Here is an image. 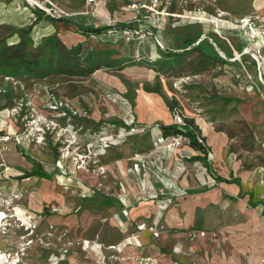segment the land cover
<instances>
[{
    "label": "rangeland",
    "instance_id": "rangeland-1",
    "mask_svg": "<svg viewBox=\"0 0 264 264\" xmlns=\"http://www.w3.org/2000/svg\"><path fill=\"white\" fill-rule=\"evenodd\" d=\"M260 4L256 5L255 0H0V40L18 39L13 32L35 19V8L53 16L60 13L59 8L84 10L105 23L128 24L134 35L125 40L109 31L81 38L70 25L42 19L32 29L40 27L39 37L31 31L33 46L44 36L57 34L68 45L82 44L84 52L107 44L113 55L146 56L153 61L161 56L159 48L174 50L185 38L206 32L200 39L209 35L226 62L204 65L191 51L179 65L181 76L173 75L174 71L158 75L162 91L212 125L225 123L236 133L230 138V146L237 148L242 168L248 175L258 176L255 170L264 168V132H256L261 121L244 119L240 110L232 109L235 101L225 102L220 97L247 100L259 95L252 82L256 80L257 61L249 52L240 56L234 53L232 46L236 47L240 38L238 30L232 28L245 15L263 18L264 1L261 9ZM259 24L264 29V18ZM114 29L120 33L130 31ZM252 29L258 30L254 25ZM127 68L125 73L102 69L103 79L96 75H50L41 79L0 76V136L10 124L16 132L25 130L30 136L24 143H17L13 137L7 144L0 141V251L15 264H225L230 256L249 264V258L259 254L257 264H264V231L259 230L264 227L261 205L253 207L245 199L232 201L216 189L206 202H199L200 196H188L189 188L216 183L207 177L205 168L194 162V166L180 171L184 161L175 154L180 147L175 152L167 149L164 166L154 164L160 152L153 151L148 163H143L145 151L130 150L129 143L139 141L148 128L139 126L127 97L122 98L119 88L105 76L121 79L134 98L138 82L146 85L149 78L155 82L158 71L146 65ZM20 103L23 105L17 119L6 114ZM3 106L7 108L3 110ZM181 106L188 116L189 110ZM97 140L102 141L99 144ZM251 143L253 150L243 149ZM14 152L18 158H26L28 169L34 162L41 163L53 179L18 178L25 170L12 175L7 164L19 161ZM136 164L140 166L135 170ZM184 177L194 178L193 183L180 182ZM204 177L207 183L202 184ZM155 181L164 183L171 198L154 197L158 188ZM260 182L258 177L252 182L255 199H264V184ZM94 190L126 195L118 198L120 204L101 207L100 194L88 196ZM141 203L143 208L139 210ZM15 206L27 211L29 225L14 214ZM173 210L176 220L170 222L167 217ZM123 214L127 217L122 218ZM142 225L145 228L140 230ZM127 237L134 239L128 243ZM157 238L161 241L150 242L157 249L155 254L148 249L132 254L127 251ZM0 264L9 262L4 258Z\"/></svg>",
    "mask_w": 264,
    "mask_h": 264
},
{
    "label": "trees",
    "instance_id": "trees-1",
    "mask_svg": "<svg viewBox=\"0 0 264 264\" xmlns=\"http://www.w3.org/2000/svg\"><path fill=\"white\" fill-rule=\"evenodd\" d=\"M59 9L60 13L57 16H53L51 13H46L40 8H35L33 10L35 13V19L28 26L20 27L13 32L19 37L17 41L8 42L6 39L0 40V76L3 77V79H17L22 77L41 79L50 75L85 77L91 76L98 69L120 71L128 65L150 66L161 74H167L168 72L174 71L173 75L179 77L181 76V72L178 70L179 65L183 63V57L188 55L191 51L198 55L199 62L201 61L204 65L209 64L214 66L217 63L226 62L209 35L200 39L202 34H206V32L202 31L197 32L194 36L185 38L180 46L174 48V50L169 47L159 48V54L161 56L153 61L146 56L136 57L131 54L114 57L112 51L107 48H91L84 52L82 44L68 45L67 42L57 34L44 36L37 46H33L34 39L31 35V31L33 26L42 19L70 25L74 32L85 37H90L92 35L100 36L106 32L116 30L114 28L130 29L134 34L133 28L131 29L128 24L122 22L116 24L105 23L98 19L93 13L84 10L68 11L63 8ZM196 41L198 42L196 43ZM230 53L231 52H227L229 56ZM254 74H256V70ZM144 89L147 91H155V89L147 85H144ZM156 91L163 96L166 105L169 107L172 114L175 112L176 108L182 110V106L177 98L173 97L169 99L164 93L159 90ZM128 93H126V97L129 100L128 107L132 110L134 115L133 97H130ZM220 98L225 102L235 101V106H233L232 109L238 111L237 105L242 101L240 98L229 96ZM6 108V106H3V110ZM185 122L186 124L184 126L162 124L160 127L163 136L161 143L166 144L171 136L177 133H183L189 139L188 145L199 151L198 154H194L191 157L192 160L201 161L206 170L215 178L230 182L234 181V178L226 179L215 173L213 168V155L207 146L204 137L201 135L199 127L195 124L193 118L186 115ZM215 129L218 131H225L229 138L233 139V137L236 136V133L230 130L225 123L217 124ZM250 135H253L252 132H250ZM198 136H200L202 141H199ZM101 141L102 140H97L99 144ZM253 148L252 143L243 146V149L248 151L253 150ZM230 149L231 151L238 152L235 146L233 147L231 145ZM237 156L240 158L239 154H237ZM31 176L48 180L53 179V174L46 172L39 162H34L33 168L25 170V172L21 176H18V178H27ZM96 194L102 196V198L98 200L101 207H112L120 204V200L117 197L104 194V192L100 190H94L93 193L88 194V196L91 197ZM162 196L164 195H161L160 197Z\"/></svg>",
    "mask_w": 264,
    "mask_h": 264
},
{
    "label": "crops",
    "instance_id": "crops-1",
    "mask_svg": "<svg viewBox=\"0 0 264 264\" xmlns=\"http://www.w3.org/2000/svg\"><path fill=\"white\" fill-rule=\"evenodd\" d=\"M263 1L264 0H255V4L258 5L259 3H261L260 7L262 8ZM257 7H259V6H257ZM191 17H193V16H191ZM263 18H261V19H263ZM229 27L232 28L233 25L231 24V26H229ZM262 27H263V25H262ZM260 33L261 32L259 31V35H261ZM237 35H238V33H237ZM79 36L81 38L85 37L81 34H79ZM18 39H19V37H18ZM18 39H16L15 41H17ZM254 43L255 42H252L251 45H248V46L255 48ZM107 46H108L107 44H105V45L102 44V45L96 46L97 48H95V49H103V48H106ZM245 46H246V42H244V40L240 39L239 42L237 43L236 47L232 46V49H233L234 53L235 52L238 53V52H241L242 49L245 48ZM262 51L264 52V49H262ZM158 53H159V50H158ZM113 56L114 57H120V56H127V55H123V54L122 55H120V54L115 55L114 54ZM128 66H125L120 71L125 73V71L128 69L127 68ZM101 71H102V69H98L94 72L95 74L93 73L91 76L96 75L97 77H102ZM245 71H246V69H245ZM158 75H160L159 72H157V75L154 76L155 82H153V79H150V78H149L150 82H145V84L147 86L155 89V91L145 90L144 85H143L144 83H140V82H138L139 85H137L135 88L136 94L134 95V98H133L134 116H135V114L137 115V120H138L137 123L139 124V126H147L148 129H147L146 133H144V135L140 138L139 141H137V142L131 141L129 143V147H130V150H132V151H141V152L145 151L144 154L142 155V159H143L142 162L143 163L144 162L148 163L147 159L150 158V155L152 154L153 151H157L158 153L159 152L162 153V155H160V157L156 161L154 160V164H155V166H164L165 164H167L166 163L167 157H165L166 156L165 154H167L166 151H168L167 150L168 148L166 147L165 143L164 144L161 143L163 136H162V130L160 127L162 124H166V125L172 124L171 123L172 113H171L169 107L166 105V102H165L163 96L160 93H158V91H156V90H159L160 92L164 93L162 91V87H161L162 82H160V77ZM132 77L134 78V76H132ZM136 77H138V76H136ZM254 77H255V74H254ZM116 78L118 79V82L114 78L111 79L108 77L109 83H112L114 86L119 88V90L121 91V94H120L121 97L125 98L126 93L129 92L127 84L124 83L118 77H116ZM102 79H103V77H102ZM253 86H254L253 87L254 90L256 92H258L259 95L252 97V98L251 97L247 98V100L240 98L242 101H240L238 103L239 105H237V108H238V111L239 110L241 111L240 116L244 117L248 121H251L254 123H258L259 121L262 122V123L260 122V125H257V127H256V130H258L256 132L259 135H261L264 132V123H263V121H264V85H261V87L260 86L257 87V85H255L253 83ZM139 90H144L146 92H149L151 95H153L154 100L156 102L162 103V105L166 108V110L168 112L166 110H164V108H160V109H162V111H161L157 107L154 108L152 106H150V107L147 106L144 113H143V111H144V109H143V111L142 110L139 111V114H138V110L136 108V105H137L136 101H137V96H138ZM122 95H124V96H122ZM129 96L131 97V95H129ZM229 97H232V96H229ZM235 98H239V97H235ZM181 105H183V108L187 112L189 110L188 117L193 118L195 124L199 127L201 135L204 137L205 142H206L207 146L209 147V149L213 155V168L215 170V173H217L219 176L226 178V179H231V178L235 179L234 181H231V182L226 181V180H220L218 178H215L213 175H211L206 170L207 171V173H206L207 177L211 178L215 181V183H216L215 186L208 185V186H202V187H198V188H189L188 190H186L187 195L190 197H199L200 196L199 202H206L209 200L208 196L210 195L211 191L213 189H216L218 192H220L221 194L224 195V198H228L232 201H236L238 199H245L246 202L253 207H258L261 205L262 206L261 212L264 213V199L263 198L255 199V188H253V186H252V182H253V179L255 177L259 178V181H261L260 182L261 185L264 184V168L261 167V168H258L255 170V175H258V176H254L253 174L248 175L247 172L245 171L246 168L245 169L242 168V165H241L242 161L240 160V158H238L237 154L234 151H231V149H230V138L227 135V133L225 131L216 130L214 125L207 122L204 118H201V117L199 118V116L197 115V112L194 109H192V110L188 109L182 102H181ZM153 108H154V110L156 108L157 109L153 112L152 111ZM186 116H187V114H186ZM181 149H182V152H180ZM15 151H17V149H15ZM198 153H199V151H197L194 148H192L191 146H189L188 143L183 144L182 147H180L175 153L176 157L178 156L179 159L181 158L182 161H184L183 165L180 166V168H178V169H180V171H181L182 168L185 170V168H187V166H194V164L192 162H194L196 165H201V167L205 168L201 161L192 160V158H191L194 154H198ZM16 154L17 153L14 154V158H16V160L17 159L19 160L17 162V164L16 163L10 164V165H8L9 163L7 164V167H8L7 170L10 171V173H12V175H18L19 173H21L24 170H30V169H28L29 166H27L30 163L26 160V158L21 155L22 157L20 159V158H18V154L17 155ZM147 155H149V156H147ZM109 161H111V160H109ZM172 161H173V159H172ZM125 163L126 162H124L122 164H125ZM132 175H134V174H132ZM31 177H36V176H31ZM174 177H178V175L177 176L174 175ZM28 178H30V177H28ZM204 178H205V181L202 184L207 183L206 177H204ZM193 179L194 178L184 177L180 182L186 181L187 183H189V182L193 183ZM199 179H200V177H199ZM154 186L163 187L164 183L155 181ZM169 194L164 195L160 198L161 199L171 198V196ZM196 201H197V199H196ZM141 207L143 208L142 203L139 204L138 209L142 210ZM174 213H175V210H173L172 213H170V215H168V217H167L168 221L174 222V220H176V215ZM198 221H200V220H198ZM260 229H262V231H264V227L261 226L259 228V230ZM133 239H134L133 237H127L126 241L128 243H130ZM152 241L153 242H159L160 240H159V238H157L155 240L152 239L147 244L138 245V247L137 246L136 247H133V246L129 247L127 251L129 254H132L135 251H137V253H139L141 250H147L148 249V251H151V253L155 254V253H157V251H156L157 249L155 247L151 246L150 242H152ZM138 242H142L141 239H139ZM155 245L157 246V244H155ZM254 249L256 251L260 250L259 246H254ZM260 258H261V254L251 256L249 258V264H257L259 262ZM225 264H247V263L237 261V259L235 257L230 256L226 260Z\"/></svg>",
    "mask_w": 264,
    "mask_h": 264
},
{
    "label": "built area",
    "instance_id": "built-area-1",
    "mask_svg": "<svg viewBox=\"0 0 264 264\" xmlns=\"http://www.w3.org/2000/svg\"><path fill=\"white\" fill-rule=\"evenodd\" d=\"M93 0H88V2H92ZM50 12V11H49ZM259 20H261L260 16L257 14H250V15H245L239 19L235 27L232 29L238 30V35L240 39L244 40L246 42L245 48L242 49L241 52L237 53L238 56L242 55L243 53H251L253 58L257 61V67H256V74H255V79H252V82L257 85V87H261V85H264V54L262 53V49H264V29L262 28V25L259 24ZM252 25L256 26L258 30L261 32V35H259V31H254L252 29ZM239 27V28H238ZM115 32V35L119 38H123L125 40H129L131 35H134L131 31H125V32H118V30H112L111 32ZM252 42H255V48L250 47L248 45H251ZM214 43V42H213ZM215 44V43H214ZM216 45V44H215ZM225 56V55H223ZM10 78V77H7ZM258 83V84H257ZM4 90V89H3ZM0 92H2V89L0 88ZM22 105L23 104H17L15 107L11 108L9 111H6L7 115H12L14 118L17 119L18 114L22 110ZM185 115L182 110L179 108L175 109V112L172 114V124L174 125H181L184 126L186 124L185 122ZM14 125L10 124L9 129L4 132L3 135L0 136V141L3 143H8L12 137L17 141V143H24L26 139L30 140L29 133H26L25 130L23 131H15L14 130ZM8 132V133H6ZM199 141H202L200 136H198ZM184 142H189V139L187 136H185L183 133H177L173 136L170 137V139L166 142V147L169 149L170 152H175V150L183 145ZM81 155V154H79ZM84 157H90L86 154H82ZM86 160H84L80 166H83ZM139 164H136L135 170L137 169L136 167H139ZM100 169H104L103 166L100 167ZM103 171V170H102ZM169 189L165 187H158L156 190V193L154 194V197L160 198L161 195H166L169 193ZM108 193V192H106ZM110 193V192H109ZM115 195L117 198H121L123 195H126V192H121L119 194L112 193V194H107V195ZM2 199L1 192H0V200ZM140 230H143L145 228L144 225L138 227ZM158 233V232H156Z\"/></svg>",
    "mask_w": 264,
    "mask_h": 264
},
{
    "label": "bare ground",
    "instance_id": "bare-ground-1",
    "mask_svg": "<svg viewBox=\"0 0 264 264\" xmlns=\"http://www.w3.org/2000/svg\"><path fill=\"white\" fill-rule=\"evenodd\" d=\"M261 8V7H260ZM259 8V9H260ZM104 10V9H103ZM98 12V11H97ZM106 13V12H105ZM103 14V13H102ZM101 14V15H102ZM42 26V25H41ZM39 30H40V27H37L36 26V28L32 31V34H33V36L35 37V38H37V37H39ZM43 30V29H42ZM259 33V32H258ZM43 34V33H42ZM105 77H109V75L108 76H105ZM109 78H113L112 76L111 77H109ZM115 79V78H114ZM117 80V79H116ZM158 96V95H157ZM260 104V103H259ZM147 106H152V107H157V108H159V110H161L162 111V109H160V108H164V110H166V108L162 105V103H159V102H156L155 100H154V98H153V95H151L149 92H146V91H144V90H139V92H138V96H137V105H136V108H137V110H138V114H139V111H143V109H144V111H143V113L145 112V110H146V107ZM257 106V105H256ZM135 108V109H136ZM154 108H153V112L157 109H155L154 110ZM263 109V108H262ZM149 111V110H148ZM160 111V112H161ZM167 111V110H166ZM168 112V111H167ZM142 113V112H141ZM140 113V114H141ZM149 113V112H148ZM157 114V113H156ZM148 115V114H147ZM159 116V115H158ZM157 116V117H158ZM168 116V115H167ZM142 117V116H141ZM172 117V116H171ZM150 118V117H149ZM151 119V118H150ZM211 127V126H210ZM209 128V127H208ZM210 129V128H209ZM207 131V130H206ZM256 131H258V130H256ZM209 132V131H208ZM146 138V137H145ZM144 138V139H145ZM213 138V137H212ZM146 141V140H145ZM264 141V140H263ZM148 145V144H147ZM35 152V151H34ZM13 187L14 188H17L18 187V185H17V183L16 182H14V185H13ZM13 209V211H14V214L18 217V219L19 220H21V221H23V223L24 224H27V225H29L30 224V221H29V216L27 215V211L24 209V208H22V207H20V206H15L14 208H12ZM127 216H126V214H123V217L122 218H126ZM144 229V228H143ZM151 235H152V233H150ZM158 237V236H157ZM156 238V237H155ZM161 241V240H160ZM6 259V261L7 262H9V264H15L13 261H15L13 258H11V259H13V261L12 260H10L9 258L10 257H8V255H7V253H5V252H2V251H0V259Z\"/></svg>",
    "mask_w": 264,
    "mask_h": 264
}]
</instances>
